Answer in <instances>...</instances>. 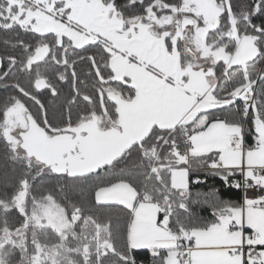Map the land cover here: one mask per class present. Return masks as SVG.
I'll list each match as a JSON object with an SVG mask.
<instances>
[{
	"label": "snow or ice",
	"instance_id": "6c2138e0",
	"mask_svg": "<svg viewBox=\"0 0 264 264\" xmlns=\"http://www.w3.org/2000/svg\"><path fill=\"white\" fill-rule=\"evenodd\" d=\"M0 264H264V0H0Z\"/></svg>",
	"mask_w": 264,
	"mask_h": 264
},
{
	"label": "trees",
	"instance_id": "16d2710c",
	"mask_svg": "<svg viewBox=\"0 0 264 264\" xmlns=\"http://www.w3.org/2000/svg\"><path fill=\"white\" fill-rule=\"evenodd\" d=\"M214 185L215 187H220L221 186V181L219 180V178H216V177H209L208 178V183L205 184V185H201L200 187L204 190H207V188L209 186H212ZM225 192H227V189H224Z\"/></svg>",
	"mask_w": 264,
	"mask_h": 264
}]
</instances>
